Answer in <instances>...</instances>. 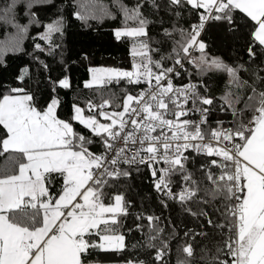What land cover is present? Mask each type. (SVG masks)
Listing matches in <instances>:
<instances>
[{
    "label": "snow or ice",
    "instance_id": "6c2138e0",
    "mask_svg": "<svg viewBox=\"0 0 264 264\" xmlns=\"http://www.w3.org/2000/svg\"><path fill=\"white\" fill-rule=\"evenodd\" d=\"M0 33V264H264V0H0Z\"/></svg>",
    "mask_w": 264,
    "mask_h": 264
},
{
    "label": "trees",
    "instance_id": "16d2710c",
    "mask_svg": "<svg viewBox=\"0 0 264 264\" xmlns=\"http://www.w3.org/2000/svg\"><path fill=\"white\" fill-rule=\"evenodd\" d=\"M2 34V33H0ZM82 37L77 36H69V41L76 43L77 45L81 41ZM107 36L105 35L104 38L98 39L92 42V47L95 49V62L97 64L104 63V64H118L123 62L125 66H127V53L126 49L116 45L115 43H105L107 40ZM110 57H114L115 59H110ZM84 73V69L80 68L78 73H75L76 76H82ZM7 75V74H3ZM3 75H0V79L3 78ZM66 100L70 99V97H65Z\"/></svg>",
    "mask_w": 264,
    "mask_h": 264
}]
</instances>
